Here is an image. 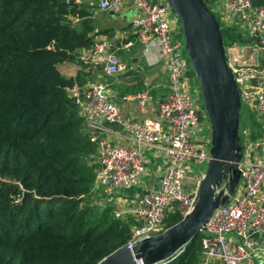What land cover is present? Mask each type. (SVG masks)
Wrapping results in <instances>:
<instances>
[{
	"label": "built area",
	"instance_id": "obj_1",
	"mask_svg": "<svg viewBox=\"0 0 264 264\" xmlns=\"http://www.w3.org/2000/svg\"><path fill=\"white\" fill-rule=\"evenodd\" d=\"M72 1L80 3V0ZM210 1L220 7L226 20L240 23V28L233 31L244 39L224 44L226 64L237 84L240 103L255 111L264 128V61L260 60L264 59V4L252 0ZM124 4L137 10L131 20L137 40L154 44L163 59L169 92L157 102L154 115L144 118L124 115L108 98V84L104 82L73 85L68 88V94L78 107L83 131L95 146L98 168L94 184L104 188V193L139 187L140 178L147 173L143 148L154 150V156H160L164 163L157 182L136 193L133 208L114 207L115 217L129 222V238L123 245L131 248L138 240L168 227L169 217L182 218L190 211L204 170L193 172L187 178L195 183L192 187L191 182L185 181L186 168L188 164L207 162L209 148L204 144L205 138L200 141L194 138V128L203 124L202 111L198 106L199 95L192 94L188 88L185 74L191 71V64L181 50L186 49L184 41L172 39V33L178 35L182 31L178 17L166 0L159 3L98 0V9L118 12ZM228 27L232 29L231 24ZM132 44L127 41L121 49H128ZM118 49L109 40H92L78 57L87 65L84 70L88 72H91L89 65H96L102 66L106 75H115L123 68ZM121 98L135 100L143 107L149 94L143 91ZM107 124L120 128L123 143L109 139L113 132ZM250 135L242 142L240 177L233 195L214 210L199 231L200 264H240L258 249L253 236L264 233V137L252 139Z\"/></svg>",
	"mask_w": 264,
	"mask_h": 264
},
{
	"label": "trees",
	"instance_id": "obj_2",
	"mask_svg": "<svg viewBox=\"0 0 264 264\" xmlns=\"http://www.w3.org/2000/svg\"><path fill=\"white\" fill-rule=\"evenodd\" d=\"M85 15L72 0H0V264H97L129 238V222L90 199L95 146L68 94L89 72L57 69L92 43ZM199 251L198 233L162 264H199Z\"/></svg>",
	"mask_w": 264,
	"mask_h": 264
},
{
	"label": "water",
	"instance_id": "obj_3",
	"mask_svg": "<svg viewBox=\"0 0 264 264\" xmlns=\"http://www.w3.org/2000/svg\"><path fill=\"white\" fill-rule=\"evenodd\" d=\"M178 17L210 129L209 159L188 213L161 232L120 246L97 264H156L172 259L233 195L240 177V95L226 64L220 25L204 0H166ZM189 187H187V190Z\"/></svg>",
	"mask_w": 264,
	"mask_h": 264
},
{
	"label": "crops",
	"instance_id": "obj_4",
	"mask_svg": "<svg viewBox=\"0 0 264 264\" xmlns=\"http://www.w3.org/2000/svg\"><path fill=\"white\" fill-rule=\"evenodd\" d=\"M79 2L77 3L78 8L88 13V15L82 16L83 19L89 18L93 24L94 35L92 40H109L114 44V47L119 48L117 51L122 50L128 53L131 58H134V60L130 61L129 65L125 66L122 64V70L115 75H106L102 72V66L100 67L101 71L98 69L99 66L94 65L95 67H93L89 65L88 69L91 72L82 76V85H88L93 82L107 83L108 98L119 106L124 115L136 118L152 117L157 102L167 92L165 89L167 85V73L164 61L154 44L146 45L145 43H141L137 40V34L133 32L131 20L136 16L137 10L124 4L118 12L101 11L98 9V0H80ZM79 19L78 17L73 18L75 22H79ZM127 41H132L133 44L128 49H121V45ZM83 50H79L78 55ZM77 58L78 60L76 59L73 62L57 64V69L64 77L74 78L80 71L88 73V71L84 70L86 66H83V62L79 60L78 56ZM260 60L264 61V59ZM122 85L130 86L131 90L123 89ZM144 86L146 89L142 90ZM143 91H147L149 94V98L145 101L143 107L135 100L127 101L121 98L125 94H135ZM195 94H198L197 90H195ZM107 126L113 132L109 136L112 142L123 143L125 141L117 125L107 124ZM163 170V162L153 169L147 167V173L144 175L146 176V181H143V184L138 187L136 193L156 183ZM253 238L257 241L258 249L243 264H264V233L256 234ZM215 264H218V262Z\"/></svg>",
	"mask_w": 264,
	"mask_h": 264
},
{
	"label": "rangeland",
	"instance_id": "obj_5",
	"mask_svg": "<svg viewBox=\"0 0 264 264\" xmlns=\"http://www.w3.org/2000/svg\"><path fill=\"white\" fill-rule=\"evenodd\" d=\"M153 3H159V1L162 0H149ZM206 6L211 10V12L214 14L215 18L217 19V21L219 22L221 31H225L228 27L229 24L232 25V31L233 29H238L240 28V23L238 21H228L223 17L222 14V10L220 9V7L218 6H214V4L212 3V1H208L205 2ZM173 14L175 15V13L173 12ZM180 24V22H179ZM181 28V25H180ZM238 34H240L238 32ZM172 35V39L173 41L175 39L184 41L183 38V34L182 31L180 30L179 34L176 35L174 33L171 34ZM241 36V34H240ZM244 37L241 36V39L239 40H243ZM224 44L226 45L228 43L227 41V37L226 35L224 36ZM182 53L184 56L187 57V52L186 49L181 48ZM118 56L120 57V61H122V64L127 66L129 65L131 60H134V58H131L130 55L128 53H125L124 51H117ZM98 69L101 70L100 67H98ZM102 71V70H101ZM103 72V71H102ZM103 78V77H102ZM186 80L188 82V88L189 91L194 94L195 90H197V93L199 95V99H198V106L201 109L202 113L200 115V120L203 123L202 125H197L196 128H194L193 133H194V138L197 140H201V138H205L204 139V144L207 147V150L209 148V142H210V129H209V123H208V119L207 116L205 115L206 113H204V109H203V100L201 97V93H200V89H199V84L198 81L196 79V77L194 76V74H192L191 77H186ZM122 88L125 90H131L130 86H124L122 85ZM132 88V87H131ZM146 89V87L144 86L142 88V90ZM166 91L169 92V88L168 85H166L165 87ZM83 130V129H82ZM85 133V132H84ZM251 134L250 137H252V139H256V138H263L264 137V128H262L261 124L258 123L257 120V116L256 113L253 109L248 108L244 103L241 104V109H240V116H239V136L241 139V144L242 142L245 141L246 135L247 134ZM143 154L147 160V167H150L151 169L157 167L158 165H160L161 161V157L160 156H154V150L152 149H148V148H143ZM91 159L93 160V162H96V157L92 156ZM84 161H90V157L88 158H84ZM206 163H201V164H188L187 168H186V182H191L188 181V177L193 175V172H197L198 170L203 171L205 170L206 167ZM146 176H142L140 178V185L143 184V181L145 182ZM192 187L195 186L194 182H191ZM102 190H104V188H99L96 187L94 184V188L93 191L91 193V200L92 202L98 205V207H104L107 205H111L113 207H115V209H120V207L123 205L124 207H126L127 209L133 208L134 207V199L136 196V191L138 190V187H132L130 189H122L120 190V193L118 192H112V193H104ZM103 194V195H102ZM119 211V210H118ZM248 258L244 259L241 261L240 264H243L245 262V260H247ZM200 264V263H199Z\"/></svg>",
	"mask_w": 264,
	"mask_h": 264
}]
</instances>
